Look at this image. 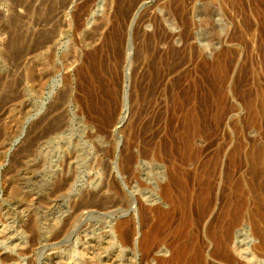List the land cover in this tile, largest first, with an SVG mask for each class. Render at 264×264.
Segmentation results:
<instances>
[{
    "label": "rangeland",
    "instance_id": "obj_1",
    "mask_svg": "<svg viewBox=\"0 0 264 264\" xmlns=\"http://www.w3.org/2000/svg\"><path fill=\"white\" fill-rule=\"evenodd\" d=\"M13 1L0 0V142L4 143L0 145V242L6 245L0 244V264H55L60 258L63 262L69 255L75 256L72 247L76 241L79 244L76 243L74 248L85 241L86 230L93 240H100L96 250L99 256L101 252L112 257L118 253L122 256L119 264H156V261L147 262L139 257L134 260L129 250L120 252L114 244L108 247V234L105 233L108 219L104 213L88 210L79 218L73 215L75 201L79 202L82 197L79 195H101L105 183L134 203L136 210L139 207V212L148 205L149 201L145 199L153 194L155 184L161 189V185L172 180L176 169H180L191 187L211 184L208 201L215 212L223 204L224 190L229 183L245 179L251 192L264 187L261 184L264 168V0H184V13L195 24L192 31L189 26L187 29L183 26V29L178 23L173 7L168 11L170 8L161 6L165 0H142L133 10H127L132 0H95L87 7L86 0H69L67 9L57 14L56 19L63 29H59L57 40L53 41L57 45H53V52L49 50L52 55L44 49L42 53L29 54L31 58L25 56L27 53L23 50L26 49L25 37L53 27L38 26L40 18L47 12L43 15L39 9H27L29 1L39 7L42 0ZM191 6L194 10L190 11ZM28 10H32L31 13ZM37 13H40L39 17ZM110 17H114L117 24L111 25ZM158 19L159 22L162 20L160 24ZM26 21L31 25L29 28ZM102 22L106 25L100 34H96L95 29ZM12 28L16 30L11 31ZM17 30L24 33V37ZM183 31L186 36L177 35ZM168 34L175 36L171 38ZM15 36L20 45L13 46L14 50L9 41L15 40ZM6 47L11 54L7 53ZM22 55L25 57L20 58ZM217 63L225 67L223 81L219 80ZM25 66L35 74L32 76L31 73L33 79L35 77L34 81L31 77L33 82H30V72ZM107 89H113L115 94ZM89 100H98L102 105L107 101L116 104L114 107H118L119 114L114 117L120 115L117 118H121L117 119V125H110L116 127L111 128L108 122L99 120L102 118V115L98 117L100 112L97 116L88 114L85 105L90 103ZM189 109L197 112L204 133L200 142L192 143V149L199 157L186 162L180 140L183 115ZM260 111L263 114H258ZM65 127L70 131H64ZM49 137L57 139L49 140ZM98 138L105 146L98 144ZM150 145L163 149L162 158L154 160L147 153ZM101 148H105L110 156L115 148L120 155H125L126 149L127 152L132 149L131 153L139 154L138 166L136 163L133 166L138 174L122 173L111 159L113 157H106ZM23 149L29 159L24 160ZM28 152L32 154L29 156ZM91 152L102 159L103 165L91 164L93 156L88 155ZM76 153L89 160L88 163L81 161V167H77L83 176L77 173L76 157L70 158ZM58 155L63 158L56 159ZM54 161L58 164L54 165ZM204 163H214L213 169L204 171ZM100 168L107 172L101 187L87 188ZM68 177L73 182L75 177L82 178L72 199L56 191L60 179ZM156 193L160 194L157 190ZM157 205L155 202L152 206ZM248 205L254 207V198H250ZM23 207L25 214L20 211ZM135 212L130 210L127 214L137 215ZM151 213L149 211L148 215ZM117 216L125 218L124 213ZM31 223L35 229L31 228ZM253 239L255 246L258 237ZM247 264H264V257H251Z\"/></svg>",
    "mask_w": 264,
    "mask_h": 264
},
{
    "label": "bare ground",
    "instance_id": "obj_2",
    "mask_svg": "<svg viewBox=\"0 0 264 264\" xmlns=\"http://www.w3.org/2000/svg\"><path fill=\"white\" fill-rule=\"evenodd\" d=\"M37 1H39V0H37ZM68 1L69 0H42L39 7H36V5L32 4L33 3L32 1H31V4H30V1H29V4L26 2L29 5V6L27 5L28 7L26 6L27 9H30V8L31 9H39L41 11V13H43V15H45L44 14L45 12L48 13L43 18H40V21L38 19V21H39V24L37 23L38 26H42V27L47 28L46 26L51 25L53 27V29L49 30V29H51V27H50L49 29L47 28L48 30H46L44 33L36 32L38 34H36V33L34 34L33 31L29 30L28 32H33V33H31L32 35L30 37L29 36L25 37L26 38V41H25L26 49H23L24 51L26 50L25 52L27 53V54H25V52H24L25 56L28 55V57H29V54H33V52H34V54H35V52H39V51H40L39 53H42L41 51H43L44 49H47L46 51L52 50L53 45H56L55 43H53V41H55V39L57 40L56 37L58 36L57 33H58L59 29H63V27L61 26V23L58 21V19H56L57 14H58V12L60 13L61 10L66 8ZM93 1H95V0H86L85 6L86 5L90 6V4ZM23 2L24 1H22V3ZM35 2H36V0H35ZM131 2L132 3H130V5L127 7V10L136 9L138 7V5H140L142 0H132ZM173 2H174L173 0H165L164 4L161 6L165 9L170 8V10H168V11H171V8L173 7L174 11H176L175 13H177L176 14L178 16L177 19H179L178 23L181 24L183 29H185L186 26H189V30L192 31L195 24H194L193 19L191 17L186 16V14L184 13V11L186 9V8L184 9V6H183L184 0H175V3H173ZM13 3H14V1H13ZM18 3H19V1H18ZM121 4H123V3H121ZM13 5L14 4H12V7H15ZM16 6H19V5H16ZM116 6H118V5H116ZM26 7H23V8H26ZM122 7H124V6H122ZM20 8H21V6H20ZM12 9L14 11V8H12ZM18 9H19V7H18ZM27 9H25V10H27ZM86 9H88V8H86ZM125 9H126V5H125ZM120 10H121V8H120ZM191 10H194L193 6H191V8H190V11ZM28 11L30 12L32 10H28ZM35 11L38 12V10H35ZM35 11L33 13H35ZM23 13H25V12H23ZM129 13H130V11H129ZM16 15H17V13H16ZM39 15H40V13H39ZM39 15L37 13L38 17H39ZM115 19L117 20L116 16H115ZM115 19H114V17H110L109 23L112 25ZM163 19H164V17L162 18V20ZM162 20L160 19V22H159V19H158L159 24L161 23ZM18 21L20 22L21 20H18ZM107 21L108 20H106L105 22L108 23ZM14 22H15V20L13 21V23ZM24 22H25V20H24ZM105 22H102L100 24V26L97 29H95L96 34H98L100 32V30L102 31L103 27L106 25ZM27 23H28L27 25L29 28V26H31V25H29V21ZM62 23H63V20H62ZM114 23L117 24V22H114ZM116 24H114V25H116ZM118 24H119V21H118ZM13 25H15V24H13ZM35 26H37V25H35ZM183 26H185V28ZM22 27L24 28L23 25H22ZM42 27L40 29H42ZM115 27H117V26H115ZM28 28L26 30H28ZM117 29H118V27H117ZM13 30L14 29L12 28L11 31H13ZM15 30H16V28H15ZM22 30L24 32V29H22ZM34 31H36V30H34ZM39 31H41V30H39ZM16 32H18V34L19 33L21 34V32H19L18 30ZM12 33L14 35V32H12ZM95 33H94V35H95ZM185 33L183 31L181 33L179 32V34H177V35L180 36V35H183ZM9 34L11 35V33H9ZM23 34H21V35H23ZM25 35H28V34H25ZM101 35H102V33H101ZM163 35L165 36L166 34H163ZM214 35L216 36V33ZM59 36H60V33H59ZM93 36L91 38H93ZM97 36H99V35H97ZM174 36L175 35H171V38ZM185 36H186V34H185ZM22 37H24V35ZM219 37H221V36H219ZM13 38H15V40L12 41V39H11V41H9V43L11 42V44H9L7 42L5 44H9L12 47L13 46L19 47V45H20V44L18 45L19 40L16 41V36ZM25 38H24V40H25ZM216 38H218V36ZM9 40H10V38H9ZM20 40H21V38H20ZM5 46L6 45H4V47ZM21 46H23V45H21ZM7 47H6V50L8 51L7 53L9 54L10 49L9 48L7 49ZM14 47H13V49H14ZM16 49L18 50V48H16ZM19 51H20V49L17 52H19ZM12 52H13V50H12ZM52 52H53V50H52ZM39 53H36V54H39ZM48 53H51V52L49 51ZM10 54H11V52H10ZM51 55H52V53H51ZM33 56L34 55H32V58H33ZM22 57H23V55L20 58H22ZM29 58H31V57H29ZM29 60H32V59H29ZM27 67H28V65H27ZM27 67H26V71L28 70ZM216 67H217L216 69L218 70L217 73H219V75H218L219 80L223 81L224 73H225V70H224L225 67H223V64H220V63H217ZM28 71L30 72V75L28 74V72H26V73L30 76V80H31V77L34 76L35 74H33L32 71H30V70H28ZM26 73H25V75H26ZM31 73L33 74L32 76H31ZM42 76L44 77L45 75L42 74ZM25 79H27V76ZM34 79H35V77H34ZM34 79L32 77L33 81H34ZM37 79H36V81H37ZM32 80L30 82H33ZM44 80H45V78H44ZM40 82H38V83H40ZM93 82H92V84H93ZM14 83H12L13 86H14ZM41 84H43V82H41ZM5 85H7V84H5ZM8 86H9V84H8ZM13 86H12V89L14 88ZM114 86H115V83H114ZM108 89H107V91H110ZM11 91L12 90H10V92ZM15 91H17V90H15ZM93 92H95V91H93ZM114 92L115 91L113 90V93ZM95 94L97 95V92ZM11 95H12V93H11ZM96 95L94 97L99 98V97H96ZM59 97H60V95H59ZM110 97L111 96H109V98ZM114 98H116V97L114 96ZM60 99L62 101V98H60ZM60 99L58 98V100H60ZM63 99H65V98H63ZM87 99H86V101H87ZM98 100L96 102H94V100H93V102L92 101L90 102V100H89L88 102H90V103H88V104H86V101H85L86 111L88 109V111L90 112L88 114H92V115L97 116L98 115L97 113L100 112L102 114L98 115V117L102 115V118H100L99 120L103 119L102 121L104 123L106 122V124L108 122L109 126L114 125L116 123L118 124V120L121 117H119V119L117 117L120 115L114 117V115H116L118 113L117 112L118 107L116 108V106L114 107V105H116V104L113 105V103L112 104L110 103V101H112V99L109 101V103L107 101L108 104L104 101L106 103L105 105H102L101 103H99ZM62 102H64V101H62ZM24 104H27V103H24ZM261 104H263V103H261ZM58 105L59 104H57V106ZM60 105H62V104H60ZM249 105H251V104H249ZM57 106H56V108H57ZM262 107L264 108V104L262 105ZM75 108L76 107H74V109ZM53 109H55V107ZM62 111L63 110H61V113H62ZM217 112L219 114L220 111L217 110ZM255 112L253 111V114H255ZM249 113H251V112H249ZM259 113H262V112L260 111V112H258V114ZM92 115H90V116L92 117ZM256 115H257V113H256ZM61 118L63 119V117H61ZM30 119H31V117H30ZM59 120H61V119H59ZM99 120L98 121L96 120V121L99 122ZM55 121H56V119H55ZM55 121L53 122V120H52L53 123L57 124L56 123L57 121L56 122ZM102 121H101V123H102ZM55 124L53 126H55ZM62 124H63V122H62ZM58 125H59V122H58ZM101 125H104V124L102 123ZM63 126H65V124ZM60 127H61V125H60ZM60 127H58V128L60 129ZM66 127H67V125H66ZM112 127H116V126H112ZM52 128H54V127H52ZM58 128H56V129H58ZM67 128L64 131H66V132L70 131ZM88 128H86V129H88ZM56 129H53V130L56 132ZM53 130H51L52 131V133L50 132L51 134H53V132H54ZM93 130H90V131L92 132ZM106 130H107V128H106ZM60 131L58 130V132H60ZM94 131H96V129ZM112 131H115V130H112ZM203 131L204 130L200 124V119H199L195 109L187 110L183 115V126H182V132H181V140H180L181 147L183 149V159L186 162L193 161L199 157L198 152L196 150L192 149V143L193 142H200L201 136L204 133ZM112 133H114V132H112ZM51 134H48V135H51ZM45 135L47 136V134H45ZM56 135H57V132H56ZM61 136H64V135H61ZM61 136H59V137H61ZM98 136H99V134H98ZM50 137H49V140L52 138L54 139V137H52V138H50ZM92 137H93V135H92ZM55 139H57V138H55ZM96 139H97V137H95V140ZM0 140H1V138H0ZM97 141H98V144L100 146L104 145V142L101 145L102 140L99 139ZM30 143L31 142H29V145L32 144V146H33V143H31V144ZM3 144H2V142H0V145H3ZM116 145H117V143H116ZM32 146H30V147H32ZM3 147H6V145ZM149 147H151V145ZM26 148H28V147L26 146ZM117 148H115V151H113L114 153H113V155H111L113 158H111V159H113V161L116 162V164H118L117 165L119 167L118 170L122 171V173L124 171L125 172L129 171L131 174H136L138 172V171H136L137 170L136 168L138 166V163H136V161L139 157L138 156L139 154L135 155V154L131 153L132 149L128 150V152H127L128 148L126 147L127 148V149L125 148L126 153H124V151H123V153L125 155H120L121 153H120V151H119V153L117 152ZM24 149L22 150V153H23V151L25 152ZM101 149L104 150V152L106 151L105 148H101ZM27 150L29 151V149H27ZM144 150L146 152L148 150L147 153H149V155H151L153 158H155L154 160H156V157L162 158V156L164 154L163 149L159 146H152L150 148V150L148 148L146 150V147H145ZM77 151H80V150H77ZM104 152H101V153H103L106 157L110 156L108 153H106V152L104 153ZM233 153H234V151H233ZM30 154H32V153H29V156H30ZM60 154H61V152L59 153V155ZM98 154H100V153H98ZM103 154H102V156H103ZM110 154H111V152H110ZM143 154L145 156L146 153H143ZM27 155L25 152L26 157L24 158V160H26L28 158ZM59 155H58V158H56V157L55 158L56 159L61 158ZM75 155H77V156H75ZM75 155H74V157L73 156L70 157L71 155L69 157L71 159L76 157L75 158L76 160L75 159L72 160V161H74V160L76 161V164H75L76 169L81 167L80 166L81 161L83 163L89 162V160H87L88 157H86V156L83 157L82 154H79V153H76ZM88 155L93 156L94 154L91 152ZM96 156L97 155L92 157L91 164L92 163L96 164L99 167V165L101 166V164H102V159L100 157H96ZM151 156H150V158H151ZM229 157H232V155L229 154ZM62 158H63V155H62ZM18 159L20 160L21 158H18ZM257 160H256V162H257ZM57 161H59V160H57ZM103 161H104V159H103ZM68 162H71V160L67 161V163ZM20 163H21V161H20ZM134 163L137 164L135 171L133 168V166H135ZM56 164H58V163L55 162L54 165H56ZM91 164H90V166H91ZM212 164H214V163H212ZM212 164L204 163L202 166L203 170L207 171V172L211 171L213 169ZM56 167L58 168V165ZM68 167L70 168L71 166L68 164ZM115 167H116V165H115ZM57 168H55V169H57ZM84 168H85V166H84ZM53 169H54V167H53ZM78 171H79V169L77 170V173H80ZM98 172L99 173H97L94 176V178H91L92 180L88 182L87 188L90 187V189L96 190V189L101 187L102 183L104 182L103 180L105 179L107 172L104 170V168H102V169L100 168V171H98ZM115 172H117V171L115 170ZM134 172H136V173H134ZM173 172H174V176L172 177V180L165 183L163 186L161 185V189H159V186H157L155 184V186L153 187L154 188L153 194L149 195L145 199L146 201H149V203L146 207L142 208L141 212H139L141 210L139 207L138 208L140 210H138V208L136 210V208L134 207V203H131V201H129L122 193L117 191L114 188V186H112L109 183H105L102 185V188H101L102 194L101 195L99 193H96V194L92 193V194H87V196H85V195L80 194V192H78V195L80 194L79 197H81V196L82 197H81V200H79V202H78V200H77V202L75 201V204L73 206V209H74L73 215L75 216V218H79L80 215L83 214L82 213L83 211H88V210H93V211H96L98 213L99 212L104 213L103 214L104 217L106 219H108L105 223V233L108 234L107 235L108 238H107V242H106L107 246L109 247V246H112V244H114L117 247L118 251H120V252L122 250L124 251V249L129 250L131 252L134 260L136 259V257H139V258H141V260L147 261V262L148 261H152V262L156 261V264H247L248 260L251 257H255V256H259V255L264 257V187L263 188L261 187L262 190H261V188L260 189L255 188V190H252L253 192H251L250 191L251 188L250 187L248 188V186L245 185V179L242 181H239V182L229 183L227 188L224 190L225 199L223 201V204H222L220 210L215 212L214 210L211 209V205H209V201H208V196L210 195V190H211V186H210L211 184H209V183L202 184L200 188L191 187L187 184L186 179L184 177V174L180 171V169H178V170L176 169ZM79 175H81V173ZM54 176H56V175H54ZM81 176H83V175H81ZM107 176H108V174H107ZM163 176L161 179H163ZM198 176L199 175L196 173L197 178H198ZM75 178H76V180L74 182L69 177H68V179H66V178L60 179V181L57 183L56 191L58 193L60 192L62 196L64 195L67 198H71L73 196V194L76 192V188L78 186V183H80V184L82 183L81 177H75ZM50 179H52V178H50ZM50 181H52V180H50ZM48 184L50 185V183H48ZM261 184H264V168H263V176H262V183ZM156 190L159 191L160 194L156 193ZM250 198H254V207L253 208H250L248 205ZM155 202H158L159 205L154 207L152 205ZM21 209L22 210H20V211L22 212V214H25V213H23V212H25L24 211L25 208L23 207ZM130 210H132L134 212L136 211L138 214L137 215H135V214L134 215H132V214L128 215L127 212ZM149 211L150 212L152 211L153 213L148 215ZM21 212H20V214H21ZM96 212H94V213H96ZM89 213H90V211H89ZM122 213H124L125 218L117 216V215L122 214ZM90 214H92V213H90ZM92 216L93 215H91V217L89 216L87 218V221L88 220L90 221V218H92ZM136 218L138 219L137 221H136ZM33 225L34 224L31 225V228L34 227V229H35V226H33ZM85 232H86L85 241H83V243L80 244V246L77 245L78 246L77 248H74V246L76 245V243H78V241H76V243H74L75 245L73 244L74 245L72 247L73 255L75 254L76 258H75V256L72 257L71 255H69V257H67L65 260H63V262H62V260H60L61 259L60 258L59 260H57L55 262V264H119V258L121 259L122 256H120L118 253L112 257V256L108 255L107 252H105V253L101 252L100 256H99L97 254L98 251H96V250L99 249L100 240L99 241L93 240L92 237L89 236L88 231L86 230ZM254 237H258V244H256L255 246L252 245V243H254L253 242ZM79 241H80V239H79ZM0 244L2 245L4 243L0 242ZM5 247H6V245H5ZM254 254H257V255H254ZM154 259H156V260H154Z\"/></svg>",
    "mask_w": 264,
    "mask_h": 264
}]
</instances>
